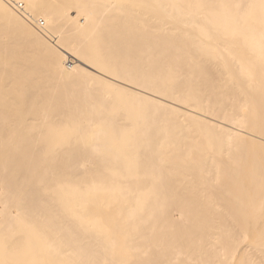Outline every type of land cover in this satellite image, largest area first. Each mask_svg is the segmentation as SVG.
Returning a JSON list of instances; mask_svg holds the SVG:
<instances>
[{"label": "bare ground", "instance_id": "bare-ground-1", "mask_svg": "<svg viewBox=\"0 0 264 264\" xmlns=\"http://www.w3.org/2000/svg\"><path fill=\"white\" fill-rule=\"evenodd\" d=\"M262 240L264 0H0V260L260 264Z\"/></svg>", "mask_w": 264, "mask_h": 264}, {"label": "snow or ice", "instance_id": "snow-or-ice-1", "mask_svg": "<svg viewBox=\"0 0 264 264\" xmlns=\"http://www.w3.org/2000/svg\"><path fill=\"white\" fill-rule=\"evenodd\" d=\"M264 243V240H262ZM67 249L61 245L57 248V254L62 256L72 257L77 255L79 258H69L62 260H52L43 262V264H100L99 261L95 259H90L86 257V249L79 244L78 241H72L67 245ZM78 250V251H77ZM0 264H20V262H8L0 260ZM29 264H38V262H29ZM107 264H112V262H107ZM168 264H211L208 261H196V260H179V261H169ZM242 264H254L251 261H244ZM260 264H264V261H261Z\"/></svg>", "mask_w": 264, "mask_h": 264}]
</instances>
